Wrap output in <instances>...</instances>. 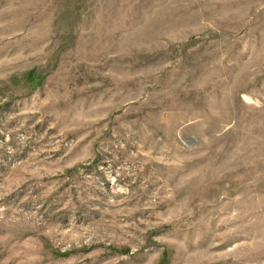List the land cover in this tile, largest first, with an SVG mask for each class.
<instances>
[{
	"label": "rangeland",
	"instance_id": "1",
	"mask_svg": "<svg viewBox=\"0 0 264 264\" xmlns=\"http://www.w3.org/2000/svg\"><path fill=\"white\" fill-rule=\"evenodd\" d=\"M0 264H264V0H0Z\"/></svg>",
	"mask_w": 264,
	"mask_h": 264
}]
</instances>
